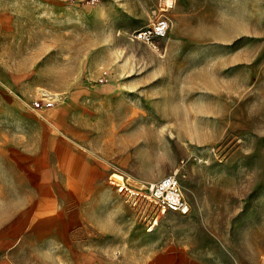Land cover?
Wrapping results in <instances>:
<instances>
[{
	"label": "rangeland",
	"instance_id": "rangeland-1",
	"mask_svg": "<svg viewBox=\"0 0 264 264\" xmlns=\"http://www.w3.org/2000/svg\"><path fill=\"white\" fill-rule=\"evenodd\" d=\"M165 1L0 0L5 264H157L164 241L176 264H263L264 0H170L167 36L134 40ZM174 172L188 214L119 189Z\"/></svg>",
	"mask_w": 264,
	"mask_h": 264
},
{
	"label": "built area",
	"instance_id": "built-area-1",
	"mask_svg": "<svg viewBox=\"0 0 264 264\" xmlns=\"http://www.w3.org/2000/svg\"><path fill=\"white\" fill-rule=\"evenodd\" d=\"M169 5L171 4L166 1L165 5L155 10L153 20L149 24L135 29L132 33V38L134 40L150 43L154 42L156 39L166 37L171 27L170 19L166 15ZM53 104V101L45 98L44 100L36 99L32 102V107L40 109L42 107H50ZM119 189H126L132 194L145 197L154 204V206L158 207L161 212L174 210L182 214H188L191 211V204L185 197L182 185L175 172L151 182L148 185H144L138 190L128 189V187L123 184L119 185ZM262 262L264 264V255Z\"/></svg>",
	"mask_w": 264,
	"mask_h": 264
},
{
	"label": "crops",
	"instance_id": "crops-1",
	"mask_svg": "<svg viewBox=\"0 0 264 264\" xmlns=\"http://www.w3.org/2000/svg\"><path fill=\"white\" fill-rule=\"evenodd\" d=\"M34 101V100H33ZM32 101V102H33ZM32 102L31 104H27V103H24L23 102V105L25 107H27V110L31 109L33 110L34 108L32 107ZM37 109V108H36ZM23 118H26L25 116ZM68 139V137H67ZM68 142L71 141L73 142L72 140L68 139L67 140ZM67 142V143H68ZM81 143V142H80ZM83 143V142H82ZM83 144H87V143H83ZM101 151L103 153V156H106L108 155L107 154V149L106 148H101ZM109 156V157H108ZM107 158L103 159L105 161H101L99 162L100 163V166H102V162L107 164V165H103L104 168H107V169H104L107 171V173H111L112 170H111V165L113 166V168H118L119 170H121L126 176H129V178L131 177H145V176H148V173L146 172V170H144L143 168L141 167H134L130 162H129V158L127 157H122V158H119V157H116V156H110L108 155ZM111 167V168H110ZM96 172V169L94 168V173ZM163 171H160V173H156L154 174L153 176L154 177H160L163 175ZM101 173H99V175L97 176V178H94L93 180V184L96 186L98 180H101ZM116 174V173H115ZM120 174V173H119ZM125 175L122 174V177L124 178ZM135 181H137V178H134ZM175 212H178V211H174V210H168V214H175ZM164 213V212H163ZM180 213V212H179ZM12 222L8 223V224H11ZM2 225L5 226V221H1L0 222V250L3 249V246L6 245V243H9L10 241H12L15 237V229L14 228H11L10 226L9 227H1ZM176 232V228H175V223L174 222H170L169 224V227H167L165 229V232ZM163 244V243H162ZM177 243H174V241H171V242H166L164 241V245L162 246V248H158V253L155 254V261L157 264H176V257L178 255H183V256H186L187 255V258L188 257H191L190 260H194L192 259V255L190 254L189 252V247L184 245V247H180L179 251L178 249H176V247H178V245H176ZM196 264H201V262L195 260ZM155 263V262H154ZM153 263V264H154ZM0 264H5V261L4 259L0 258ZM152 264V263H151Z\"/></svg>",
	"mask_w": 264,
	"mask_h": 264
},
{
	"label": "bare ground",
	"instance_id": "bare-ground-1",
	"mask_svg": "<svg viewBox=\"0 0 264 264\" xmlns=\"http://www.w3.org/2000/svg\"><path fill=\"white\" fill-rule=\"evenodd\" d=\"M166 2V1H165ZM168 2L170 3V0H168ZM171 4V3H170ZM169 6H172L173 7V5H169ZM150 43H152L153 44V42H150ZM45 92H47V91H45ZM58 96V95H57ZM124 179V178H123ZM124 186H126V187H128V189H130V187L127 185V183L126 182H124V184H123ZM125 188V187H124ZM132 189V188H131ZM133 190V189H132Z\"/></svg>",
	"mask_w": 264,
	"mask_h": 264
}]
</instances>
